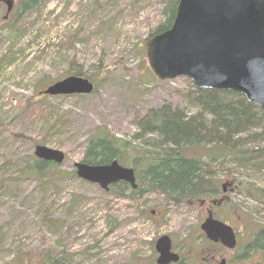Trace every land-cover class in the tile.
Listing matches in <instances>:
<instances>
[{
  "label": "rangeland",
  "instance_id": "obj_1",
  "mask_svg": "<svg viewBox=\"0 0 264 264\" xmlns=\"http://www.w3.org/2000/svg\"><path fill=\"white\" fill-rule=\"evenodd\" d=\"M168 1L49 0L14 22L16 8L4 21L0 6V61L14 59L0 69V264H154L161 236L187 264L198 263L188 249L205 244L199 226L209 196L174 203L145 192L133 203L71 177L100 129L129 141L148 111L174 110L194 89L184 78L158 81L148 68L145 42L164 21ZM75 69L93 94L40 99ZM38 145L63 153L50 174L60 180H18ZM211 163L217 196L225 184L226 206L234 208L229 223L237 235L234 251L217 249L218 263L264 264L260 252L247 249L264 227V185L233 160Z\"/></svg>",
  "mask_w": 264,
  "mask_h": 264
},
{
  "label": "trees",
  "instance_id": "obj_2",
  "mask_svg": "<svg viewBox=\"0 0 264 264\" xmlns=\"http://www.w3.org/2000/svg\"><path fill=\"white\" fill-rule=\"evenodd\" d=\"M47 1L20 0L12 22ZM177 3L178 0L168 1L164 21L149 38L170 28ZM13 62V57L6 63L0 61V69ZM69 76L84 78L76 69ZM43 98L45 96H40ZM136 130L137 133L126 141L100 129L85 143L82 164L103 166L116 161L134 173V190L119 182L110 187L108 194L118 198L126 196L133 203L145 192L159 193L174 203L216 196L210 178L215 173L208 169V165L218 160H233L236 166L244 168L239 171L246 174L254 170L257 181L264 185V159L259 156L264 150V114L240 94L192 89L187 93L185 103L174 110H170V105H164L148 111L137 121ZM244 148L249 149L244 151ZM251 158L260 162L253 165V159L249 161ZM53 172L52 164L31 157L29 163L18 171L17 178L38 184L62 178L57 173L56 176L50 175ZM71 177L76 178L73 171ZM247 249L264 256V227L252 237Z\"/></svg>",
  "mask_w": 264,
  "mask_h": 264
},
{
  "label": "water",
  "instance_id": "obj_3",
  "mask_svg": "<svg viewBox=\"0 0 264 264\" xmlns=\"http://www.w3.org/2000/svg\"><path fill=\"white\" fill-rule=\"evenodd\" d=\"M11 9L10 0H0ZM148 68L158 81L188 80L194 89L228 91L242 95L264 114V0H178L170 28L145 42ZM93 85L70 76L48 86V97L85 96ZM33 156L42 162L61 165L62 152L35 146ZM78 179L107 191L118 182L135 189L131 169L116 161L103 166L74 164ZM206 238L224 248L235 247L231 228L207 219L201 226ZM170 239L155 242L156 264L178 262L170 253Z\"/></svg>",
  "mask_w": 264,
  "mask_h": 264
},
{
  "label": "flooded vegetation",
  "instance_id": "obj_4",
  "mask_svg": "<svg viewBox=\"0 0 264 264\" xmlns=\"http://www.w3.org/2000/svg\"><path fill=\"white\" fill-rule=\"evenodd\" d=\"M10 3H11V9L9 12H7V9H6L7 7L3 3L0 2L1 8L4 9V16H3L4 21H7V20L9 21L10 19H12L13 15H14L16 4H15L14 0H10ZM227 186H229V185L226 183V187ZM221 187H222L221 188V195L222 196L216 195V196L209 197L210 198L208 200L209 205L203 211L205 219L203 220V222L199 226V232L201 233L199 236L204 239L201 242H204L205 244L200 245V248L198 247L199 250L198 249L194 250L193 246L188 249V254L193 253L195 256H198L199 261L197 264H228L227 261H225L224 259H220V261L218 263V259L220 258V256L218 255L217 249L219 248L221 250H225L224 247L220 243L209 242L206 239V237L203 235L202 231L200 230L203 223L209 217H211V219H213V220L222 222L227 227H230L235 234L236 245H237V235L229 223L230 221L234 220V208H233L231 203H230V205L226 206V203L229 202V199L223 195L226 193L225 184H223ZM203 205H204V203H203ZM173 246H174V244L171 240L170 252L177 254V251L174 249ZM181 246L183 248H185L186 245L183 243ZM235 248H236V246H235ZM155 255L157 257L156 253H155ZM177 255L179 256V261L177 264H183V263L187 264L188 260L186 258H182L179 254H177ZM222 261H223V263H222ZM154 264H156V259H155Z\"/></svg>",
  "mask_w": 264,
  "mask_h": 264
}]
</instances>
